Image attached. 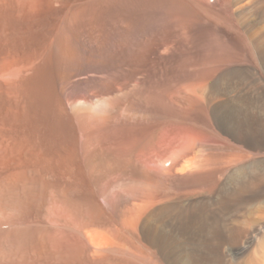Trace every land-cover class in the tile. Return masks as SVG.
Wrapping results in <instances>:
<instances>
[{
    "label": "rangeland",
    "instance_id": "1",
    "mask_svg": "<svg viewBox=\"0 0 264 264\" xmlns=\"http://www.w3.org/2000/svg\"><path fill=\"white\" fill-rule=\"evenodd\" d=\"M23 1H24V3H22ZM42 1L43 0H0V37L5 36V38L3 37L4 38L3 40L7 39V37H8V39L11 37L9 39L10 42L7 39V43L9 42L8 44L6 43V40H5V42H3V40H1V38H0V41H1L0 42V59L2 57L1 54L3 55L4 52H6L8 54L11 53L10 55H12V57L14 56V58H15L17 56L15 59H13L15 62L14 67H12L13 69H15L16 67H17L16 69H19L18 67H20L22 64H24V66H21L22 68H20L18 70V72L16 71V73H14L15 77L17 74V77L13 78V81H14L13 83L15 85L14 91L16 93V95H15L16 98H12L13 101H11L9 99V101H10L9 102L7 100V95L2 94L3 89L0 86V89H1L0 90V93H1L0 94V105H1L0 106V112L2 113V114L0 113V117L3 118L4 115H8V116H4V117H6L4 119L0 118L1 119L0 123H2V124H0V132L4 131V132L0 133V141L2 142V146H3L4 142H5V144L7 143L6 147H5V145L3 147L0 146V147H2V148H0L1 149L0 150V152H1L0 153V179L2 178L0 180V190H1L0 194H1V192L3 193L0 195V212H1L0 213V246H1L0 247V264H34V263L35 264H86L87 262H88V264H92V263L93 264H145V263L150 264V262H153V264H169L167 262V260L165 261V257H164V249L168 245V242L170 239L168 229L164 230L163 237H161L159 240H155L154 238L153 239L148 238V237L146 238L145 237L146 235L143 234V232H142L143 227H141L144 223L145 217H147V215L151 211H154L155 207H157L158 204L160 202H162V200H165V199H168V200L171 199L172 200L171 201L172 203L170 204L172 209L169 212L168 218H170V219L168 221H171V219H173V217L174 218L176 217L175 219L180 218L181 215L183 214V212L187 211L188 208H190L191 206H195L197 204H203L202 207L203 208L205 207V211H206L207 215L209 213H213V212L217 213L218 212V213H220V216L226 220L225 226L224 227L222 226L224 230L223 229L221 231L213 230L212 232L207 233V236L204 237L206 242L203 241L201 243V247L203 249L205 248V249L210 251L209 258L204 262L202 260H201L202 262L196 260L194 264H203V263L204 264H241L242 262L245 263L246 260H248V258L250 257V255L252 256V254H254L260 250L261 243H263V240H264V228H263L264 227V213H263L264 210L261 211L264 208V200L262 201V199L264 198V178L261 179V177H264V173H263L264 172V101H261L260 102L261 104H259V105H257V103L255 101H253V99H255L254 98L255 97L254 91L257 89V86H259V84H260L259 89L264 92V53L262 52L261 46H260V44L262 45V43L264 42V34H263L264 33V30H263L264 29L263 28L264 27L263 26L264 25V23H263L264 22V0H254V1L253 0H238V1L237 0H186V1L182 0L185 2L186 5L184 4V2H181L180 0H176L177 3H178V1L180 3H178L177 6L174 5V7H173V4H171V2L166 3L165 0H141V1L140 0H136V1L132 0L133 2L131 0H118V1H116V0L115 1H112V0H105V1L104 0H53V1L52 0H44L43 2L47 1V2H45L46 4L44 3V5H43ZM126 1H128V3H126ZM151 1H152V3H151ZM129 2H130V4H129ZM139 2H141V3H139ZM145 2L147 3V5L145 4ZM246 2H250L249 5ZM259 3H260V5H259ZM144 4L146 5V7ZM169 5L172 7L173 10L171 9V7ZM180 6L183 7V9H180L181 8ZM78 10H81V12H80L79 16L76 17V15L79 12ZM76 12H77V14H76ZM178 14L180 17L178 16ZM153 15H154V17H153ZM173 20H175V21H173ZM17 22L19 24H17ZM155 24L157 25L156 27H155ZM13 26H14V28H13ZM144 26H145V28H144ZM15 28H17V29H15ZM11 31H12V34H10ZM98 31H99V33H98ZM143 31H145V32H143ZM8 32H9V36H8ZM6 33H7V37H6ZM2 34H4V35H2ZM61 36H64L66 38V40L68 42L69 49H70L69 54H71V55H69L70 58H68V60H67V61H69L68 62L69 67L67 68V70L65 72L66 75L69 74L65 79L66 81L64 80L65 83L67 84L66 86H70L71 83L72 84L76 83L75 81H77L78 79L81 78V76H79V72H81V71H85V72H92L93 71L95 73L94 74L92 72L93 76L90 77L88 82L84 83V82H79V80H78L76 84H78V86H81V87H84L86 85L88 87L91 86V88L90 87L88 88L87 86L84 87L85 92L90 89L89 92H86V94H85L86 99L94 98L96 94L98 96H100L101 99L99 97H97V95H96V98L97 99L99 98L101 100V103H100V101H98L99 99L97 100L98 103L95 100L91 106L92 111H90V112L93 115L94 114L93 108L97 106L96 108L98 109V111H100V113H102L101 115L104 114L106 116V120H105L104 125H101V126H103V128L104 127L106 128L107 123H108V127L109 126L117 127L118 125H119L118 127L123 126L120 123L124 119V116L126 115V114L124 115L123 110H126L130 106V104L135 101V99L138 96H141V105L143 107H147L149 105V107H148L149 110L153 111V112L149 111L150 113H148L147 117L145 118V122H144L145 125H149V123H147V122H150V123L151 122H153V123L157 122L156 123L157 125H158V123L161 125L163 120H164L163 124H165V123L169 124L170 120H173V119L176 120V122H177L176 123L173 120L174 121V123L172 124L173 126L172 127L170 126V128H171L170 132H172V133H169V137L166 138L165 144L162 142L158 147V150L161 149V150H159V152L160 151L161 152L166 151V153H167L166 157H167V159H169L168 161H171L174 159V157H176L174 159L175 161H173V162L167 161V164H168L167 167L168 168H166V169H170L172 167L170 170H167V171H169V173L166 172V169H165V172L163 174L156 172L155 170L157 168V164H155V163L145 162V163L140 164V166H139L138 165L139 160L142 159L141 156L138 157V161L135 157L128 158L126 160V162L123 165H121V167L119 168L120 174H128V172H125V169H127V170L129 169V172L132 173L133 176H136V178L139 179L140 182H146L149 185V186H145L142 188L138 187V189L135 191V193L127 194V196L123 199V201H124L123 203L126 205L125 206L123 204L124 205L123 209L121 206H116L114 204H110L113 202H111V200H109V198H107L108 199L107 200L106 196L99 194L98 185L91 178L87 179L84 177L85 183H82L79 185L76 184L75 186H77V187H75L74 183L70 181V180H72V178L74 176H77L80 174H81L80 176L89 175L90 169H89L88 165L85 164V158H83L81 155L84 137L81 136V133L79 132L78 128H74V126H77V123H76L77 121H76V119H73L74 116L71 117L70 106L69 105H68L69 107L67 106L68 99H67V97L62 95V92H61L63 87H62V82L60 81L61 78H60L59 73H58L59 68H58V65L56 63V48H57L56 46L58 45V42H59ZM14 43L16 45H14ZM12 44L15 46V48L12 47L13 46ZM6 46H10L11 49L14 48V51L16 49V53L12 54V53H14V51L10 52L12 50L9 51L10 48L9 47L6 48ZM16 46H18L19 48ZM165 50H168V53ZM164 53H166V54H164ZM23 54H26L28 56V59H26L27 56L23 55ZM18 56L21 58V60H23L22 64L20 63L21 60ZM21 56H25V57H21ZM17 58H19V59H17ZM17 60H19L18 64H20V65L16 64ZM24 60H25V63H24ZM26 65L27 66L29 65L28 70L27 69L25 70V68L27 67ZM34 65L39 70L37 72V74H39L41 81H43V85H42L43 94H41L40 97H44V91L46 90L45 94L49 96V100H52L53 97H55V98H53L54 101L57 99L58 100L60 99L61 102L63 103L62 106L65 109L64 112H65L66 117L64 120L66 122V125L69 124L70 127L72 126L74 128V129L72 128V131H70L71 134L69 133L68 140H67L68 143L65 142V140H64L60 144L61 147L59 145L58 148L54 145L53 146L49 145L50 147L49 146H43V139L40 138L41 136L39 137V135L36 136V138H35L36 139L35 141H37V143H38V145L36 147L37 151H36V149L34 150L33 148H31V144L28 143L29 141L34 140V136L30 132V130H35L36 128H39V127L43 128V126H41V125H43V124L46 125V123H45L46 121H44V118L47 117V115H48L47 112H49V111H45L46 110V104L45 103H47V98L45 100L43 99L42 101L41 100L37 101L38 108H37V111L35 113H31V112H33L32 110L30 112H26V108H24L25 106H23V105H25V103H24L23 99H21L22 94H21L20 90L18 92V89L23 88L24 83L22 82V84H21V81H22L21 77L23 76V73L25 75L27 73L25 71H29L31 69V67ZM0 68H1V65H0ZM86 68L87 69L89 68L88 70H90V71H88ZM21 69H24V72H22L23 70H21ZM18 73H20V75ZM76 74H78V75H76ZM8 75H9V73L7 71L5 73L0 74V81H2V82H0L1 85L3 82L4 83L7 82V79H9ZM5 76L7 78H5ZM76 76H79L80 78L76 77ZM227 77H229L231 80H228ZM94 78H95V80L97 79L96 82L98 84H96V82L94 81ZM135 78H136V80H135ZM247 78L249 79L248 80L249 83H247L248 82ZM17 79L20 82H18ZM137 79L138 80L141 79V81H143V82H142V86H140V88L135 92L136 94L135 93L129 94V92H128L123 98H121L119 96L120 94L115 92L119 88L121 89L122 86L124 87L126 85V87H129V85L132 82H134V80L137 81ZM226 80L232 82L230 90H226L225 86L230 85L229 84L230 82H227ZM223 82L225 83V85ZM4 83H3V85H4ZM17 83H20V84L17 85ZM79 83H81V85ZM90 83H92V84H90ZM160 83H161V85H160ZM177 83L178 84L179 83H185L184 85H186L187 91H188V89L191 90V91H188V93L190 92L189 96L187 95L188 93L186 91L185 95L188 96L187 99L183 98L184 96L176 98L177 100L173 99L172 100V103H173L172 107L174 109L173 110H167V112H165V114L162 115V117H161V114L158 113V110H156L155 108H152V107H154L156 105V100L159 96L161 97L162 95L167 93L168 90L175 87ZM45 84H47V85H45ZM99 84H100V86H99ZM20 85H22L21 86L22 88L20 87ZM96 85H98V87ZM100 87H101V89H100ZM96 88H98V89H96ZM212 88L214 90H216L218 88V90L221 91V93L223 94L224 97L225 96L226 97H237L244 102L242 109H239V113H238L237 118L235 119V121H233L229 124V126L226 130H223L221 125H219L215 119V113L218 110L217 108H218L219 104L218 103L214 104L211 100V94H212L211 92L214 91ZM246 89H249V90H246ZM16 90L19 94L16 92ZM208 90H210L211 92ZM94 91L95 92L97 91V92L95 93ZM246 91H247V93H246ZM51 92H53V93H51ZM55 92H57V94ZM143 92L145 93V95ZM206 92L208 95L210 93L209 97L207 94H205ZM103 93H104V96L102 95ZM52 94H53V96H52ZM137 94H138V96H137ZM230 94H231V96H230ZM114 95L115 96L117 95V97H115ZM199 95H201V97H199ZM202 95H204V96H202ZM17 96H19L20 98ZM110 98H112V100ZM180 98H181V100H180ZM2 99H3V101H2ZM121 99H123V100H121ZM194 99H197L198 101L194 100ZM4 100L6 101L5 103H4ZM113 100H116V101L114 102ZM16 101H17V103H16ZM104 101H105V103H103ZM175 101L176 102L178 101L179 105ZM95 102L97 103L96 106H95ZM185 103H187V104L185 105ZM209 103H210V105H209ZM6 104H8V105H6ZM115 104H118V106ZM121 104H123V105H121ZM98 105L101 107V109H100V107H98ZM102 105H103V107H102ZM126 105H128V107ZM220 105H221V102H220ZM8 106H9V108L11 107L10 110H9V108L7 109ZM2 107H3V109H1ZM18 107H19V109H18ZM104 107L106 109H103ZM116 107L119 108L120 110L117 109V111H113V110H116V109H114ZM120 107H123V108H120ZM177 108H179V110ZM107 109H108V111H107ZM18 110H20L19 111L20 114L17 112ZM104 110H106V111H104ZM68 111H69V113H68ZM180 111L182 112V114ZM3 112H4V114H3ZM10 112H11V114H10ZM23 112H26V113H23ZM171 113H173V114H171ZM26 114H28V115H26ZM140 114L141 113H138V115H137V113H135L137 119L142 117ZM143 114H145V113H143ZM154 114H156V116H153ZM202 114H203V116H202ZM170 115L172 118L170 117ZM177 115H178V117H177ZM163 116H164V118H163ZM33 117L35 119H37V121ZM165 117H167V118H165ZM174 117H176V118H174ZM179 117H181V118H179ZM208 117H209V119H208ZM39 118H41V119H39ZM156 118H157V120H156ZM162 118H163V120H162ZM192 118H193V120L195 119L194 121L196 123L194 121H192ZM30 119H33V121ZM180 119H182L183 122H180ZM7 120H8V122H7ZM41 120H42V122H41ZM23 121H24V125H23ZM34 121L36 124L34 123ZM193 122H194V124H193ZM185 123H187V124H185ZM8 124H9V126H8ZM181 124H182V126H185V125L186 126L183 128L182 126H180ZM128 125L131 127V126H136L138 124L135 122H132ZM128 125H126V126H128ZM197 125L199 126V128L197 127ZM191 126H193V127H191ZM20 127H21V129H20ZM28 127L30 129H28ZM24 128L26 130H24ZM103 128H101V129H103ZM185 128H187V129H185ZM194 128H195V130H194ZM232 128H233V130H232ZM5 129L7 131V134H6ZM22 129L25 132H22L23 131ZM199 129L204 130V131H201ZM15 132H16V134H15ZM17 132L18 133L22 132V133L18 134ZM27 132H29V133H27ZM62 133L63 134L65 133L64 135H66V134L68 135V132H66V131L62 132ZM173 133H175V134H173ZM14 134H15V136H14ZM206 134H207V136H206ZM212 134H214V136H212ZM223 134H224V136H223ZM5 135H7L6 137H8V136L11 137L12 141H11V139H9V137L8 138L3 137ZM215 135L217 138H214ZM23 136H25V138ZM226 136H228L229 138ZM16 137L17 138L20 137V139H19L20 143L18 142ZM21 137H23V138H21ZM2 138H3V140H2ZM14 138H15V140H14ZM21 139H22V144H25V146L21 144ZM38 139H39V141H38ZM23 140H24V143H23ZM167 141H168V143H167ZM180 141L181 142L183 141L182 144L178 143ZM207 142H209V144ZM69 143H70L71 148L68 147ZM14 144H17V145L14 146ZM20 144L23 146L22 148H20L21 147ZM29 144H30V146H29ZM200 144L202 147L205 146L207 148L209 145H211L214 150L219 149L218 151L214 152L215 154H216V152L221 151V152H219V154L218 153L216 155L213 154L214 156L210 155L211 158L214 157V161L212 163H213V166H216L217 168L212 166L214 169L212 168V170L208 172L209 174L203 173L202 176H206V179H208V180L205 181L204 180L205 177L199 178L196 175V177L198 178L197 179L194 176V174H192L193 178L191 177L192 178L191 179L190 178L191 175L189 173L190 169H187L186 171H184L183 173H185L189 170L186 174H181L180 177H179V175H176L175 172L177 173V171H175V169H176L175 165L179 162V161H176V159L177 160L180 159V161H182V163H183V161H186V158H188V155L190 157L192 156V154H193L192 157L195 156L194 158H192V157L188 158V160H191V159H195L196 155L198 157V156H201V154L203 155L206 153L207 149L205 147H203V149H201L202 147L200 146ZM205 144H207V146ZM0 145H1V143H0ZM174 145L176 146L177 150L174 149V147H175ZM179 145L181 148L179 147ZM223 145H224V147H223ZM8 146H10V147H8ZM39 146H41L42 148L41 147L39 148ZM213 146H215L216 148ZM219 146L221 148L222 147L223 148L221 149ZM11 147H16V150H15V148L13 149L15 151L11 150L12 149ZM24 147H25V149H23ZM26 147H28V148H26ZM44 148H46L47 150ZM178 148H180V149H178ZM226 148H228V150ZM61 149H62V151H61ZM168 149H170V150L168 151ZM172 149H174V151ZM4 150H6V151H4ZM30 150H32V151L30 152ZM178 150H182V151H178ZM224 150L226 152H223ZM12 151H13V153H10ZM35 151L36 152L39 151V152L36 153ZM47 151H49L50 153ZM200 151L205 152V153H201ZM33 152H35L36 155ZM40 152H42L41 154L45 155V156L41 157ZM43 152L45 154H43ZM198 152H200V153L198 154ZM236 152H237V154H236ZM24 153H26V154H24ZM46 153H48V154H46ZM177 153L178 154L180 153V154L178 155ZM184 153H185V155H184ZM220 153H224V154H221V157L224 155L223 158L220 157V160L222 159L224 166L222 165L223 163L222 162L219 163L220 160H218ZM243 153L246 154V156L242 155ZM170 154H174V155L172 156ZM176 154H177V156H176ZM226 154H228V155L230 154V156L228 157V155H226ZM28 155H30V156H28ZM168 155H169V157H168ZM181 155H182V157H179ZM217 155H218V159L216 157ZM231 155L234 156V158ZM47 156H49L50 160H51L50 168L49 167L45 168V166H42L43 167L42 168L40 166V164L44 161L42 158L45 159ZM38 157H40V159H38V162L41 160L39 163L36 161V159ZM170 157H173V158L171 159ZM230 157H232V158H230ZM184 158H185V160H184ZM211 158H210V160H212ZM242 158L243 159L247 158V160H245L246 163L244 166H243L244 160H242ZM30 159H31V161H30ZM33 159L35 161H33ZM235 159H237L238 163L240 162L237 167L235 166V165H237L236 164L237 162L235 161ZM239 159H241V161H239ZM17 160L22 163L23 168L20 165L21 163H19ZM22 160L25 161V164L27 163L26 166L31 165L33 162H35V163H33L35 166L32 164V166H28L29 167V169H28V167H25ZM223 160H225V162ZM228 160L230 162L232 160V163H230ZM261 160L263 161V163ZM127 161L129 163V165H128ZM252 161L253 162L255 161V163L252 164ZM260 161L263 164V166L260 163ZM36 162H37V164H36ZM217 162H218V164H217ZM227 162L229 165L230 164L232 165L233 163L235 164V165L233 164L235 167H232V169L230 168V170H229L230 172L227 170L229 168V166H227L228 165ZM247 162L249 164H247ZM170 163H171V165H170ZM15 164L18 167H15ZM125 165H126V167H124ZM218 165H220V168ZM127 166H129V167H127ZM169 166H170V168H169ZM222 166L225 168H223ZM11 167H13L12 168L13 170L15 168H16L15 170L20 168V169H18L20 171H22V170L25 171V169L30 170V167H32V168L35 167L36 169H33V170L36 171V173H38V175H39L38 177L40 178V182L42 183V186H39V184L37 185V183H36V184H33L35 186L34 188H32V187L31 188H24L25 190L23 188H21V189L19 188L17 190V192L15 194H13V197L10 195H7V193H4V192H7L6 191L7 190L6 184L7 183H5L6 180L3 181V179L5 177H7V174H10V172H12ZM24 167H25V169H24ZM123 167H124V169H123ZM189 168H191V167H189ZM215 168L217 170L219 168V172ZM245 168H246V170H245ZM250 168H252V172L247 171ZM261 168H262V170H261ZM52 170L55 171V172L54 171L53 172H54V174L56 173V175H52L53 174ZM243 170L245 172L241 173V171H243ZM260 170H261V172H259ZM212 172H214V173H212ZM238 172L241 173L243 176V177L242 176L239 177V180L241 182L239 181L238 183H236L237 185L235 184L234 186L228 188L225 191L222 190V192L219 189H215L214 192H211L212 196L210 195L208 188L211 185H217V186H218V184L222 185L223 181L226 177L238 176L239 175ZM247 172H248V174L250 173V176L245 178L247 176L245 173H247ZM41 173L44 175H42ZM227 173H229V174H227ZM234 173L235 174L237 173V174L233 175ZM259 173H261V174H259ZM207 174H208L209 178H207ZM218 174H219V176L221 175L220 177H222V176H225V177L219 178ZM225 174H227V175H225ZM40 176L41 177L43 176V177L41 178ZM183 176L185 177V179H188L189 182L187 180H185L184 178H183L184 181H183V179L181 180V178ZM186 176H187V178H186ZM214 176H216L217 178ZM54 177H55V180H54ZM189 178H190V180H189ZM212 178H213V180H212ZM196 179L199 180V181H197L198 183H194V182H196ZM201 179H203V180L201 181ZM215 179H217V180H215ZM253 179L256 181L253 182L252 181ZM150 181H152V182L150 183ZM185 181H186V183H185ZM208 181L211 183H209ZM213 181L219 182V183H214ZM46 182H48V183H46ZM53 182L60 186L59 195L63 194V196H64V197L59 196L60 198L63 197L62 199L69 200L70 198H72L74 191H75L74 196L77 195L78 198L87 199V204L89 203L87 215L89 216L90 214H93V215H90L91 217L90 216L86 217V219L88 220V223L90 225L94 224L91 226H95V227H98L99 225L103 226L104 227L103 230L107 229L104 232L105 234L102 232L103 231L102 230L100 238L97 241H95L96 243H99V245L97 244V246H95L94 244H96V243L93 242L92 240H91L92 241L91 242L90 239L87 236L84 237V235L80 237L81 239H79V241L81 243L76 242V244L80 245L83 243V244H85V247L87 246V249L84 248V246H82V245H81L82 247L78 246V245L75 246L74 241H71V243H69L70 241H67L68 244H66V241H65L63 243L60 242L61 245H60V243H58L60 245V246L59 245L58 246L62 251L59 250V248L57 247V243L56 244L54 243L50 247V249L45 251V249L42 247V245L37 243L38 241H37L36 237L38 236L37 235L38 232H42V231H46V230L48 231L49 229H50L49 232L51 231V229L53 230L51 232H54L55 229H56V231L61 229L60 232L59 231H57V232L58 233H63V232L67 233L66 230L67 229L70 230L71 227H72V229L70 230V232L75 231V228L73 229V227H74L73 223L70 222L72 220V218L70 220L68 219L69 221L67 219H64L65 221L63 219H61V221L50 220V219H47L48 221L46 220V218H48V217H47V214L45 212V211H47V209H45V208H48V202L47 201L49 200V189H47V190H45V189L48 188L49 184L53 183ZM67 182L69 184H67ZM190 182H192V184ZM61 183H63V184H61ZM187 183L188 184L190 183V184L188 185ZM46 184H48V185H46ZM84 184H85V186H87V189H86V187H85V189L89 190V191H86L84 189V186H83ZM90 184H91V186H90ZM2 185L4 186L5 189L3 188ZM18 185H21V183ZM43 185H44V187H43ZM62 185H64V186H62ZM80 185L83 186V188H82V186L80 188L82 190L79 191L80 196H81V192L83 193V195L81 197H79V195L76 194L77 191H76V189H74V188L79 189L78 187H80ZM204 185L206 187H204ZM36 187H37V189H36ZM39 187H40V189H39ZM65 187L66 188L70 187V188H68L66 190ZM174 187L176 188V191L180 194H177L175 189L173 190ZM186 187H189L190 189L187 188V189H189V190H187ZM201 187H203L204 189ZM42 188H45V189H42ZM184 188H185V190H184ZM192 188L193 189H195V188L199 189V192L195 193V191ZM251 188L253 191L251 190ZM22 189L24 192L22 191ZM63 189L66 192L63 191ZM70 189H71V192H70ZM205 189L206 190L208 189L207 192ZM31 190H33L32 193H31ZM40 190L42 192H40ZM90 190L94 193L95 198L93 197V193ZM190 190H191V192H190ZM47 191H48V193H46ZM200 191H202V194H204V192H205V194L202 195ZM43 192H44V194H43ZM192 192H194V193L191 194ZM65 193H67V195H69L70 193L71 194L68 197H65L66 196ZM187 193H189V194H187ZM207 194H209V196ZM242 194H244V195H242ZM205 195H206L207 199L204 198ZM216 195H218V196H216ZM248 195H249V197H248ZM8 196L11 199L13 198L12 199L13 201L10 198L8 200H10L11 202L7 201ZM36 197H38V198H36ZM5 198H6V200H5ZM92 198H94L93 201H92ZM219 198H220V200H219ZM24 199H25V201H24ZM34 199L35 200L37 199V201H35ZM94 200H95V202H94ZM104 200H105V202H104ZM256 200L259 202H257ZM138 202H140V203H138ZM95 203H96V205H95ZM261 203H262V205H261ZM12 204H14V205H12ZM136 204L138 207L136 206ZM141 204H142V206H141ZM249 204H251V205L254 204V205H252V207L255 208L256 210L253 209L251 207V205L248 206ZM246 206H248V208H245ZM92 208H93V210H91ZM39 209L42 212H40ZM184 209H185V211H183ZM122 210H123V212H122ZM181 210H182V213L180 212ZM257 212H259V213H257ZM170 213H172V214H170ZM252 215H254V216H252ZM257 215L261 216V217L259 216L260 220H259V218L257 220V217H258ZM255 216H256V219L254 218ZM251 217H252V220L247 221V219H250ZM253 219H254V222H252ZM49 220H50V224H49ZM249 221H251V222H249ZM1 222H3V223H1ZM52 222L54 223V225H52L53 224ZM98 222H100V223H98ZM55 223H56V226H55ZM237 223H239V224H237ZM240 223L241 224L244 223L245 226L243 224L241 225ZM1 224H3V225H1ZM96 224H98V225H96ZM70 225H72V226H70ZM44 227H46V228H44ZM68 227H70V228H68ZM243 227H245V228H243ZM30 229H31V231H30ZM109 229H112L113 233ZM255 230H256V232H255ZM11 231H13V232H11ZM15 231L16 232H18V231H25V232L30 231V232L29 233L27 232L28 237H27V233L22 234V237H21V234L18 235V233H16ZM31 232L33 234H30ZM108 232L110 234H106ZM114 232H116L118 235ZM11 234H13V235H11ZM16 234L18 236H15ZM209 234H210V236H209ZM104 235H105V237H106V235H109V237H107L105 239ZM110 235L112 238L111 241H109ZM113 235H115V236H113ZM248 235H253V236L250 237ZM140 237L142 240L140 239ZM209 237L211 238V240ZM247 237H249L251 239H249ZM2 238L4 240H2ZM18 238L19 239L21 238V242L19 241ZM101 238H104V239L102 240ZM260 238L261 239L263 238L262 241L260 240L261 242L259 241ZM8 239H10L9 242H8ZM26 240H28V242L30 244ZM105 240H106V242H105ZM115 240L121 241V243L123 240L122 244L124 247H127V249L135 248L136 249L135 252H138V254H136V253L128 254L132 258H130L128 256L122 257L119 255L117 257H116V255H114V257L111 258L113 256L112 251H111L112 246L117 244L116 242L113 243ZM243 240H244V242H243ZM86 241L88 243L89 242L90 243L89 244L87 243V245H86ZM98 241H101V243H102V241H104V243L100 244V242H98ZM124 241H125V243H124ZM153 241H155V243ZM258 241H259V244H258ZM215 242H217V243H215ZM121 243L118 242V244H121ZM222 243H223V246H222ZM237 243H238V245H237ZM25 244H27V245H25ZM34 244H36L37 246ZM69 244L72 246H70ZM143 244H145V245L147 244L146 245L147 247ZM14 245L15 246L17 245V246L15 247ZM62 245H63V247H62ZM128 245L130 248L128 247ZM148 245L151 247H149ZM22 246H23V248H22ZM120 246H122V245H120ZM24 247H25V249H24ZM76 247H78V248H76ZM136 247H138V248H136ZM237 247H238V249H237ZM62 248L65 250H63ZM91 248L92 249L95 248L96 250L94 251V249L92 250ZM145 248H147V249H145ZM214 248L216 250H214ZM232 248H234V249L232 250ZM20 249L23 251H21ZM251 249H252V251H250ZM4 250H5V252H4ZM109 250H110V252H109ZM82 251H84V252H82ZM220 251H221L222 255L220 254ZM72 252H73V254H72ZM88 252H89V254H90V252L93 254H95V252H96L97 253V255L95 254L96 256H98V254H100L98 256L100 258V260L98 257H95V255H94V257H93L94 259L93 260L90 259L91 260L90 261L89 259L86 258V256L88 255ZM139 252L142 253L143 255H140ZM16 253H18V254H16ZM25 253H27V254H25ZM102 253L105 256L102 255ZM106 253H111L112 256H111V254L109 255ZM213 254H215L217 256L220 255L222 258L220 256H218V258H217V256L214 257L215 255H213ZM106 255H108L109 257L108 256L106 257ZM144 255L146 256V258ZM142 256H144V257H142ZM133 257L135 260L133 259ZM144 258L147 260L145 261ZM194 258H196V256H194ZM226 258L229 259V261H227ZM218 259H220L221 261ZM139 261L140 262L142 261V262L139 263ZM217 261H219V262H217ZM101 262H103V263H101ZM244 263H242V264H244Z\"/></svg>",
    "mask_w": 264,
    "mask_h": 264
},
{
    "label": "bare ground",
    "instance_id": "2",
    "mask_svg": "<svg viewBox=\"0 0 264 264\" xmlns=\"http://www.w3.org/2000/svg\"><path fill=\"white\" fill-rule=\"evenodd\" d=\"M44 1V0H43ZM42 1V2H43ZM53 1V0H52ZM105 1V0H104ZM112 1H115V0H112ZM116 1H118V0H116ZM132 1V0H131ZM134 1V0H133ZM132 1V2H133ZM136 1V0H135ZM141 1V0H140ZM166 1V3H170L171 2V4H173V7H174V5L175 6H177V4L178 3H180L179 1H178V3H177V1L176 0H165ZM181 2H184V1H186V0H184V1H182V0H180ZM238 1V0H237ZM254 1V0H253ZM8 2V1H7ZM45 2H47V1H45ZM45 2H43V5H44V3ZM123 2V1H122ZM131 2V3H132ZM162 2V1H161ZM243 2V1H242ZM22 3H24V1L22 2ZM53 3V2H52ZM116 3V2H115ZM125 3V2H124ZM126 3H128V1H126ZM137 3V2H136ZM139 3H141V2H139ZM151 3H152V1H151ZM150 3V4H151ZM240 3V2H239ZM248 5H249V3L250 2H246ZM21 4V3H20ZM46 4V3H45ZM48 4V3H47ZM55 4V3H54ZM76 4V3H75ZM129 4H130V2H129ZM145 4L147 5V3L145 2ZM144 4V5H145ZM163 4V3H162ZM161 4V5H162ZM184 4H185V2H184ZM77 5V4H76ZM112 5V4H111ZM140 5V4H139ZM138 5V6H139ZM146 5H145V7H146ZM180 5V4H179ZM186 5V4H185ZM259 5H260V3H259ZM54 6V5H53ZM137 6V5H136ZM150 6V5H149ZM170 6V5H169ZM245 6V5H244ZM243 6V7H244ZM12 7V6H11ZM20 7V6H19ZM45 7V6H44ZM130 7V6H129ZM135 7V6H134ZM162 7V6H161ZM171 7V6H170ZM181 7V6H180ZM132 8V7H131ZM137 8V7H136ZM139 8V7H138ZM157 8V7H156ZM176 8V7H175ZM174 8V9H175ZM247 8V7H246ZM171 9H172V7H171ZM179 9V8H178ZM180 9H183V7H181ZM199 9V8H198ZM248 9V8H247ZM173 10V9H172ZM200 10V9H199ZM79 11V12H78ZM77 12H78V14H77V12H76V17H78L79 16V14H80V12H81V10H78ZM249 11V10H248ZM172 12V11H171ZM122 13V12H121ZM251 13V12H250ZM11 14V13H10ZM254 15V14H253ZM178 16H179V14H178ZM153 17H154V15H153ZM157 17V16H156ZM177 17V16H176ZM180 17V16H179ZM262 17V16H261ZM15 18V17H14ZM165 18V17H164ZM258 18V17H257ZM148 19V18H147ZM152 19V18H151ZM263 20V19H262ZM17 21V20H16ZM154 21V20H153ZM169 21V20H168ZM173 21H175V20H173ZM261 21V20H260ZM69 22V21H68ZM150 22V21H149ZM13 23V22H12ZM15 23V22H14ZM45 23V22H44ZM156 23V22H155ZM164 23V22H163ZM171 23V22H170ZM178 23V22H177ZM264 23V22H263ZM17 24H19L18 22H17ZM92 24V23H91ZM95 24V23H94ZM14 25V24H13ZM151 25V24H150ZM165 25V24H164ZM167 25V24H166ZM89 26V25H88ZM121 26V25H120ZM153 26V25H152ZM157 25L155 24V27H156ZM264 26V25H263ZM98 27V26H97ZM105 27V26H104ZM13 28H14V26H13ZM12 28V29H13ZM89 28V27H88ZM144 28H145V26H144ZM264 28V27H263ZM15 29H17V28H15ZM91 29V28H90ZM102 29V28H101ZM129 29V28H128ZM149 29V28H148ZM154 29V28H153ZM14 30V29H13ZM26 30V29H25ZM92 30V29H91ZM130 30V29H129ZM264 30V29H263ZM89 31V30H88ZM107 31V30H106ZM14 32V31H13ZM101 32V31H100ZM143 32H145V31H143ZM63 33V32H62ZM98 33H99V31H98ZM102 33V32H101ZM5 34V33H4ZM4 34H2V35H4ZM10 34H12V31H11V33ZM133 34V33H132ZM264 34V33H263ZM69 35V34H68ZM96 35V34H95ZM98 35V34H97ZM8 36H9V32H8ZM17 36V35H16ZM74 36V35H73ZM92 36V35H91ZM4 38H5V36H3ZM3 37H0L1 38V40H3L4 38ZM6 37H7V33H6ZM13 37V36H12ZM19 37V36H18ZM94 37V36H93ZM97 37V36H96ZM102 37V36H101ZM11 38V37H10ZM9 38V39H10ZM15 38V37H14ZM7 39H8V37H7ZM7 39H5L6 40V43H7ZM8 39V40H9ZM16 39V38H15ZM5 40H3V42H5ZM12 40V39H11ZM17 40V39H16ZM15 40V41H16ZM94 40V39H93ZM97 40V39H96ZM176 40V39H175ZM1 42V41H0ZM9 42H10V40H9ZM8 42V43H9ZM20 42V41H19ZM174 42V41H173ZM7 43V44H8ZM171 43V42H170ZM6 44V45H7ZM41 44V43H40ZM13 45V44H12ZM14 45H16L15 43H14ZM12 46V47H14L15 48V46ZM20 46V45H19ZM171 46V45H170ZM260 46H261V50H262V52L264 53V42L262 43V45L260 44ZM7 47H9L10 48V46H6V48ZM16 47H18V46H16ZM57 48H56V63H57V65H58V68H59V76H60V78H61V82H62V90H61V92H62V95H64L65 97H67V99H68V104H67V106L69 105L70 106V114H71V117L72 116H74V118L73 119H76V123H77V126H74V128H78V130H79V132L81 133V136L82 137H84V140H83V148H82V152H81V155H82V157L83 158H85V164H87L88 165V167H89V169H90V172H89V175H84V176H80V175H77V176H74L73 178H72V180H70L71 182H73L74 183V186L76 185V184H82V183H85V181H84V177L85 178H91L93 181H95L96 183H97V185H98V192H99V194H102V195H104V196H106V199L107 198H109V200H111V202H113V203H110V204H114V205H116V206H121L122 207V209H123V206L125 205L123 202V199L127 196V194H131V193H135V191L138 189V187L140 188H142V187H145V186H149L148 185V183H146V182H140L139 181V179H137L136 178V176H133V174L132 173H130L129 172V169L127 170V169H125V172H128V174H120V172H119V168L121 167V165H123L125 162H126V160L128 159V158H130V157H135L136 159H137V161H138V157H142V159H140L139 160V166H140V164H142V163H145V162H150V163H155V164H157V168H156V172H159L160 174L162 173H164L165 172V169L166 168H168L167 166H168V164H167V161L169 160V159H167V157H166V151H164V152H159V150H161V149H159L158 150V147H159V145L163 142L164 144H165V140H166V138H168L169 137V133H172V132H170V130H171V128H170V126L172 127L173 125V123H174V121L176 122V120H170V123L169 124H163V122H164V120H163V118H164V116H163V118H162V120H163V122H162V124L160 125L159 123H158V125L156 124V123H153V122H147V123H149V125H145L144 124V122H145V118L147 117V115H148V113H150V112H153V111H151V110H149V105L147 106V107H143L142 105H141V96H138V94H137V98L135 99V101L134 102H132L131 104H130V106L128 107V105H126L128 108L126 109V110H123L124 112V119L120 122L121 123V125H123V126H120V127H113V126H109L108 127V123H107V126H106V128L104 129L103 128V126H101V125H104V123H105V120H106V116L103 114V115H101L102 113H100V111H98V109L96 108L97 106V103H98V101H100V103H101V98H100V96H98L97 94V97H99L98 99L96 98V95H95V97L94 98H89V99H86L85 98V94H86V92H89V90L88 91H86L85 92V89H84V87H86V86H84V87H81V86H78V84H76L77 83V81L79 80V82H88L89 81V79H90V77H92L93 75H92V72H85V71H81V72H79V76H81V78L79 77V76H76V77H79L80 79H78L77 81H75L73 78V80L76 82V83H71L70 84V86H66L67 84L65 83V79H66V77L69 75H66L65 74V72H66V70H67V68L69 67L68 66V62L69 61H67L68 60V58H70L69 57V55H71V54H69V46H68V42H67V40H66V38L64 37V36H61V38H60V40H59V42H58V45L56 46ZM14 48H10L9 49V51L10 50H12V51H10V52H13L14 51ZM19 48V47H18ZM167 49V48H166ZM8 51V50H7ZM165 51H167V53H168V50H165ZM164 52V51H163ZM16 53V49H15V51H14V53H12V54H15ZM11 53H6V52H4L3 53V55L1 54V59H0V65H1V68H0V74H2V73H5L6 71L9 73V79H7V82L6 83H4V85H3V83H2V85L0 84V86L2 87V89H3V92H2V94L3 95H7V100L9 101V99L11 100V101H13L12 100V98H16L15 97V95H16V93H15V91H14V81H13V78L15 77V75H14V73H16V71L18 72V70L20 69V68H22L21 66H24V64H22V61L23 60H21V58H20V60H21V66L20 67H18L19 69H13L12 67H14V65H15V62H14V60L13 59H15L14 58V56L12 57V55H10ZM164 54H166V53H164ZM23 55H26V54H23ZM27 56V55H26ZM21 57H25V56H21ZM167 57V56H166ZM165 57V58H166ZM19 58H17V59H19ZM30 58V57H29ZM164 58V59H165ZM23 59V58H22ZM26 59H28V56H27V58ZM73 59V58H72ZM110 59V58H109ZM87 61V60H86ZM165 61V60H164ZM18 62H19V60H17V63L16 64H18ZM38 62V61H37ZM50 62V61H49ZM48 62V63H49ZM114 62V61H113ZM24 63H25V60H24ZM74 63V62H73ZM72 63V64H73ZM93 63V62H92ZM18 65H20V64H18ZM17 65V66H18ZM27 66V65H26ZM29 66V65H28ZM28 66L25 68V70L27 69L28 70ZM97 66V65H96ZM40 67V66H39ZM57 67V66H56ZM99 67V66H98ZM101 67V66H100ZM30 68V67H29ZM43 69V68H42ZM85 69V68H84ZM83 69V70H84ZM87 69V68H86ZM89 69V68H88ZM87 69V70H88ZM116 69V68H115ZM153 69V68H152ZM21 70H23L22 72H24V69H21ZM37 70V71H36ZM73 70V69H72ZM71 70V71H72ZM39 70L36 68V66L34 65V66H32L31 67V69L29 70V71H25V72H27L25 75H24V73H23V76L21 77V79H22V81H21V84H22V82L24 83L23 84V88L21 87L22 85H20V87L22 88V89H18V92H19V90H20V92H21V94H22V97H21V99H23V101H24V103H25V105H23V106H25L24 108H26V112H30L31 110L33 111V112H31V113H35L36 111H37V108H38V105H37V101H39V100H45L46 98H47V103H45L46 104V110L45 111H49V112H47V117H45L44 118V121H46L45 123H46V125H41L42 123V120H41V126H43V128H36L35 130H30V132L33 134V136H34V140H32V141H29L28 143H30L31 144V148H33L34 150L36 149V147H37V145H38V143H37V141H35L36 139V136H38L39 135V137L40 138H42L43 139V146H49V145H54V146H56L57 148L59 147V145L65 140V142H67V140H68V136H69V133L71 134V132L70 131H72V126L70 127L69 126V124H67L66 125V122H65V117H66V115H65V112H64V108H63V103L61 102V100L59 101L58 99L57 100H53V98H55V97H53L52 98V100H49V96L48 95H46L45 94V92H46V90L44 91V97H40L41 96V94H43V91H42V85H43V81H41V78H40V76H39V74H37V72H38ZM43 71V70H42ZM88 71H90V70H88ZM157 71V70H156ZM20 72V71H19ZM101 72V71H100ZM114 72V71H113ZM44 73V72H43ZM46 73V72H45ZM49 73V72H48ZM77 73V72H76ZM94 73V72H93ZM118 73V72H117ZM19 75H20V73H18ZM95 74V73H94ZM97 74V73H96ZM142 74V73H141ZM159 74V73H158ZM14 75V76H13ZM71 75V74H70ZM76 75H78V74H76ZM121 75V74H120ZM144 75V74H143ZM163 75V74H162ZM148 76V75H147ZM157 76V75H156ZM16 77H17V74H16ZM15 77V78H16ZM145 77V76H144ZM176 77V76H175ZM5 78H7L6 76H5ZM70 78V77H69ZM138 78V77H137ZM147 78V77H146ZM161 78V77H160ZM166 78V77H165ZM228 78V80H231L229 77H227ZM246 78V77H245ZM18 80V79H17ZM65 80V81H64ZM97 80V79H96ZM96 80H95V78H94V81L96 82ZM135 80H136V78H135ZM134 80V82H132L130 85H129V87H126V85L123 87L122 86V88L120 89H118L117 91H115V92H117V93H119L120 95V97L121 98H123L128 92H129V94H133V93H135L139 88H140V86H142V82L143 81H141V79L140 80H138L137 79V81H135ZM156 80V79H155ZM179 80V79H178ZM249 79L247 78V81H248ZM16 81V80H15ZM92 81V80H91ZM93 81V82H94ZM149 81V80H148ZM182 81V80H181ZM227 81V80H226ZM0 82H2V81H0ZM18 82H20L19 80H18ZM60 82V83H61ZM92 82V83H93ZM103 82V81H102ZM130 82V81H129ZM174 82V81H173ZM225 82V81H224ZM223 82V83H224ZM227 82H230L229 84L230 85H226L225 87H226V90H230L231 89V81H227ZM226 82V83H227ZM92 83H90V84H92ZM247 83H249V81L247 82ZM20 83H17V85H19ZM80 85H81V83H79ZM96 84H98L97 82H96ZM152 84V83H151ZM150 84V85H151ZM185 83H177L176 84V86L175 87H173L172 89H170V90H168V92L167 93H165L164 95H162L161 97L159 96L158 98H157V100H156V105L154 106V107H152V108H155L156 110H158V113L159 114H161V117H162V115H164L165 114V112H167V110H173L174 108L172 107V105H173V103H172V100L173 99H176V98H178V97H182V96H184L183 98H185V99H187L188 98V96H189V93H188V91H191V90H189L188 89V91H187V88H186V85H184ZM45 85H47V84H45ZM160 85H161V83H160ZM224 85H225V83H224ZM239 85V84H238ZM258 85V84H257ZM256 85V86H257ZM54 86V85H53ZM83 86V85H82ZM97 87H98V85H96ZM99 86H100V84H99ZM128 86V85H127ZM174 86V85H173ZM215 86V85H214ZM230 86V87H229ZM259 86H260V84H259ZM259 86H257V89L254 91V95H255V99H253V101H255L256 103H257V105H259V104H261L260 102L261 101H264V92L262 91V90H260L259 89ZM52 87V86H51ZM88 87V86H87ZM90 88H91V86H89ZM88 87V88H89ZM105 87V86H104ZM119 87V86H118ZM194 87V86H193ZM196 87V86H195ZM224 87V86H223ZM19 88V87H18ZM53 88V87H52ZM214 88V87H213ZM212 88V89H213ZM233 88V87H232ZM241 88V87H240ZM244 88V87H243ZM48 89V88H47ZM96 89H98V88H96ZM100 89H101V87H100ZM151 89V88H150ZM154 89V88H153ZM195 89V88H194ZM193 89V90H194ZM220 89V88H219ZM250 89V88H249ZM249 89H246V90H249ZM262 89V88H261ZM1 90V89H0ZM50 90V89H49ZM108 90V89H107ZM156 90V89H155ZM214 90V89H213ZM224 90V89H223ZM51 91V90H50ZM49 91V92H50ZM152 91V90H151ZM186 91H187V95L188 96H186L185 94H186ZM196 91V90H195ZM208 91H210V90H208ZM220 90H218V88L216 89V90H214V91H210L212 94H211V100H212V102L215 104V103H218L219 104V106H218V110H217V112L215 113V119H216V121L218 122V124L219 125H221V127L223 128V130H226L227 128H228V126H229V124L231 123V122H233V121H235V119L237 118V116H238V113H239V109H242V107H243V105H244V102L241 100V99H239V98H237V97H224L223 96V94L221 93V91L219 92ZM16 92H17V90H16ZM17 92V93H18ZM95 92V91H94ZM97 92V91H96ZM95 92V93H96ZM104 92V91H103ZM132 92V93H131ZM239 92V91H238ZM51 93H53V92H51ZM56 94H57V92H55ZM94 93V94H95ZM100 93V92H99ZM144 93V92H143ZM209 93V92H208ZM241 93V92H240ZM245 93V92H244ZM246 93H247V91H246ZM1 94V93H0ZM19 94V93H18ZM17 94V95H18ZM93 94V95H94ZM136 94V93H135ZM195 94V93H194ZM205 94H207V92L205 93ZM233 94V93H232ZM2 95V96H3ZM51 95V94H50ZM103 96H104V93L102 94ZM144 95H145V93H144ZM208 95V94H207ZM206 95V96H207ZM209 95H210V93H209ZM209 95H208V97H209ZM238 95V94H237ZM52 96H53V94H52ZM115 96V95H114ZM202 96H204V95H202ZM228 96V95H227ZM230 96H231V94H230ZM4 97V96H3ZM17 97H19V96H17ZM93 97V96H92ZM107 97V96H106ZM115 97H117V95L115 96ZM114 97V98H115ZM147 97V96H146ZM157 97V96H156ZM199 97H201V95H199ZM20 98V97H19ZM119 98V97H118ZM253 98V97H252ZM5 99V98H4ZM109 99V98H108ZM111 100H112V98H110ZM97 101V103L95 102V106L96 107H94L93 108V113L95 114H91V112L90 111H92L91 110V106H92V104L94 103V101ZM121 100H123V99H121ZM126 100V99H125ZM155 100V99H154ZM177 100V99H176ZM180 100H181V98H180ZM194 100H197V99H194ZM193 100V101H194ZM210 100V99H209ZM2 101H3V99H2ZM110 101V100H109ZM114 102L116 101V100H113ZM118 101V100H117ZM179 101V100H178ZM178 101L176 102V103H178ZM198 101V100H197ZM6 101L4 100V103H5ZM10 102V101H9ZM129 102V101H128ZM220 102H221V105H220ZM251 102V101H250ZM16 103H17V101H16ZM15 103V104H16ZM103 103H105V101L103 102ZM113 103V102H112ZM121 103V102H120ZM144 103V102H143ZM181 103V102H180ZM192 103V102H191ZM127 104V103H126ZM149 104V103H148ZM182 104V103H181ZM184 104V103H183ZM187 103H185V105H186ZM190 104V103H189ZM213 104V105H214ZM6 105H8V104H6ZM22 105V104H21ZM104 105V104H103ZM103 105H102V107H103ZM113 105V104H112ZM115 105H117L118 106V104H115ZM121 105H123V104H121ZM177 105V104H176ZM178 105H179V103H178ZM177 105V106H178ZM209 105H210V103H209ZM212 105V104H211ZM1 106V105H0ZM65 106V105H64ZM68 106V107H69ZM107 106V105H106ZM151 106V105H150ZM250 106V105H249ZM98 107H100L99 105H98ZM176 107V106H175ZM180 107V106H179ZM215 107V106H214ZM9 108V106L7 107V109ZM11 108V107H10ZM10 108H9V110H10ZM17 108V107H16ZM23 108V107H22ZM120 108H123V107H120ZM125 108V107H124ZM210 108V107H209ZM249 108V107H248ZM1 109H3V107L1 108ZM18 109H19V107H18ZM100 109H101V107H100ZM103 109H106L105 107L103 108ZM112 109V108H111ZM114 109H116V110H113V111H117V109H119V108H114ZM178 110H179V108H177ZM184 109V108H183ZM250 109V108H249ZM258 109V108H257ZM13 110V109H12ZM22 110V109H21ZM120 110V109H119ZM118 110V111H119ZM16 111V110H15ZM14 111V112H15ZM19 111L20 110H18L17 112L19 113ZM104 111H106V110H104ZM107 111H108V109H107ZM150 111V112H149ZM175 111V110H174ZM26 112H23V113H26ZM111 112V111H110ZM181 112V111H180ZM195 112V111H194ZM204 112V111H203ZM263 112V111H262ZM1 113V112H0ZM16 113V112H15ZM14 113V114H15ZM68 113H69V111H68ZM114 113V112H113ZM112 113V114H113ZM135 113H137V115H138V113H141L140 115L142 116V117H140V118H136V115H135ZM143 113H145V114H143ZM157 113V114H158ZM198 113V112H197ZM2 114V113H1ZM3 114H4V112H3ZM8 114V113H7ZM10 114H11V112H10ZM20 114V113H19ZM46 114V113H45ZM110 114V113H109ZM153 114V113H152ZM158 114V115H159ZM171 114H173V113H171ZM181 114H182V112H181ZM184 114V113H183ZM204 114V113H203ZM203 114H202V116H203ZM207 114V113H206ZM205 114V115H206ZM26 115H28V114H26ZM25 115V116H26ZM30 115V114H29ZM33 115V114H32ZM35 115V114H34ZM150 115V114H149ZM169 115V114H168ZM175 115V114H174ZM180 115V114H179ZM198 115V114H197ZM4 116H8V115H4ZM3 116V118H1V119H4V118H6V117H4ZM17 116V115H16ZM24 116V117H25ZM44 116V115H43ZM153 116H156V114H154ZM167 116V115H166ZM173 116V115H172ZM181 116V115H180ZM183 116V115H182ZM22 117V116H21ZM23 117V118H24ZM30 117V116H29ZM35 117V116H34ZM33 117V118H34ZM114 117V116H113ZM159 117V116H158ZM157 117V118H158ZM170 117H171V115H170ZM177 117H178V115H177ZM9 118V117H8ZM28 118V117H27ZM26 118V119H27ZM38 118V117H37ZM110 118V117H109ZM153 118V117H152ZM157 118H156V120H157ZM165 118H167V117H165ZM172 118V117H171ZM174 118H176V117H174ZM179 118H181V117H179ZM197 118V117H196ZM243 118V117H242ZM1 119H0V122H1ZM13 119V118H12ZM29 119V118H28ZM35 119V118H34ZM39 119H41V118H39ZM119 119V118H118ZM208 119H209V117H208ZM14 120V119H13ZM30 120H32L33 121V119H30ZM36 121H37V119H35ZM167 120V119H166ZM182 119H180V122H183V120L181 121ZM190 120V119H189ZM195 120V119H194ZM193 120V118H192V121H194ZM214 120V119H213ZM4 121V120H3ZM118 121V120H117ZM147 121V120H146ZM186 121V120H185ZM5 122V121H4ZM7 122H8V120H7ZM39 122V121H38ZM132 122H135V123H137L138 125H136V126H129L128 124H130V123H132ZM155 122V121H154ZM169 122V121H168ZM195 122V121H194ZM194 122H193V124H194ZM26 123V122H25ZM34 123H35V121H34ZM44 123V122H43ZM177 123V122H176ZM179 123V122H178ZM192 123V122H191ZM196 123V122H195ZM198 123V122H197ZM239 123V122H238ZM241 123V122H240ZM0 124H2V123H0ZM7 124V123H6ZM36 124V123H35ZM39 124V123H38ZM37 124V125H38ZM185 124H187V123H185ZM22 125V124H21ZM23 125H24V121H23ZM22 125V126H23ZM27 125V124H26ZM126 125H128V126H126ZM178 125V124H177ZM176 125V126H177ZM184 125V124H183ZM196 125V124H195ZM194 125V126H195ZM8 126H9V124H8ZM28 126V125H27ZM33 126V125H32ZM175 126V125H174ZM180 126H182V124L180 125ZM186 126V125H185ZM185 126H182L183 128L185 127ZM201 126V125H200ZM191 127H193V126H191ZM197 127L199 128V126L197 125ZM237 127V126H236ZM8 128V127H7ZM26 128V127H25ZM24 128V130H26ZM32 128V127H31ZM73 128V129H74ZM101 128H103V129H101ZM190 128V127H189ZM20 129H21V127H20ZM28 129H30L29 127H28ZM185 129H187V128H185ZM184 129V130H185ZM205 129V128H204ZM208 129V128H207ZM3 130V129H2ZM9 130V129H8ZM15 130V129H14ZM18 130V129H17ZM23 130V129H22ZM22 131V132H25V131ZM175 130V129H174ZM182 130V129H181ZM189 130V129H188ZM192 130V129H191ZM194 130H195V128H194ZM199 130H201V129H199ZM219 130V129H218ZM232 130H233V128H232ZM239 130V129H238ZM5 131H6V129H5ZM12 131V130H11ZM21 131V130H20ZM28 131V130H27ZM68 132V135L66 134V135H64L62 132ZM74 131V130H73ZM176 131V130H175ZM183 131V130H182ZM198 131V130H197ZM201 131H204V130H201ZM2 132H4V131H2ZM2 132H0V133H2ZM21 132V133H22ZM174 132V131H173ZM187 132V131H186ZM192 132V131H191ZM229 132V131H228ZM12 133V132H11ZM14 133V132H13ZM18 133V132H17ZM21 133H18V134H21ZM27 133H29V132H27ZM30 133V134H31ZM196 133V132H195ZM213 133V132H212ZM222 133V132H221ZM6 134H7V131H6ZM15 134H16V132H15ZM15 134H14V136H15ZM173 134H175V133H173ZM198 134V133H197ZM205 134V133H204ZM12 135V134H11ZM29 135V134H28ZM74 135V134H73ZM182 135V134H181ZM203 135V134H202ZM218 135V134H217ZM226 135V134H225ZM7 135H5V136H3V137H5V138H8V137H6ZM13 136V135H12ZM20 136V135H19ZM22 136V135H21ZM26 136V135H25ZM25 136H23L24 138H25ZM32 136V135H31ZM206 136H207V134H206ZM212 136H214V134H212ZM223 136H224V134H223ZM23 137H21V138H23ZM28 137V136H27ZM209 137V136H208ZM226 137H228V136H226ZM17 138V137H16ZM33 138V137H32ZM38 138V137H37ZM213 138V137H212ZM214 138H217L216 137V135H215V137ZM229 138V137H228ZM9 139H11V137H9ZM19 139H20V137H18L17 138V140H18V142L20 143V141H19ZM170 139V138H169ZM180 139V138H179ZM2 140H3V138H2ZM14 140H15V138H14ZM30 140V139H29ZM70 140V139H69ZM73 140V139H72ZM168 140V139H167ZM10 141V140H9ZM11 141H12V139H11ZM10 141V142H11ZM27 141V140H26ZM38 141H39V139H38ZM230 141V140H229ZM4 142V141H3ZM9 142V143H10ZM17 142V141H16ZM15 142V143H16ZM72 142V141H71ZM82 142V141H81ZM183 142V141H182ZM182 142L180 141V142H178V143H181L182 144ZM187 142V141H186ZM0 143H1V145L0 146H2V142L0 141ZM13 143V142H12ZM23 143H24V140H23ZM45 143V144H44ZM68 143V142H67ZM167 143H168V141H167ZM172 143V142H171ZM208 144H209V142H207ZM7 144V143H6ZM6 144H5V142H4V144H3V146L5 145V147H6ZM18 144V143H17ZM17 144H14V146L15 145H17ZM21 144H22V139H21ZM20 144V145H21ZM30 144H29V146H30ZM41 144V143H40ZM203 144V143H202ZM211 144V143H210ZM230 144V143H229ZM22 145H24L25 146V144H22ZM21 145V147L20 148H22L23 146ZM206 146H207V144H205ZM212 145V144H211ZM211 145H209L207 148L205 147V146H203V147H205L206 149H207V151H206V153L205 152H201V153H205V154H201V156H198L197 157V155H196V158L195 159H191V160H188V158L190 157L189 155H188V158H186V161H183V163H182V161H180V159L179 160H177L176 159V161H179L176 165H175V171H177V173L175 172V174L176 175H179V177H180V175L181 174H186L187 172H185V173H183L184 171H186L187 169H190V171H189V173H190V178L193 176L192 174H194V176L196 177V175L200 178V177H205V181L206 180H208V179H206V176H202L203 175V173L205 174V173H208L209 171H211L212 170V168L213 167H216V166H213V161H214V157H212L211 158V156L213 155V154H215L214 152L215 151H218L219 149H213L212 148V146ZM2 146V147H3ZM13 146V145H12ZM162 146V145H161ZM175 146V145H174ZM200 146H201V144H200ZM216 146V145H215ZM215 146H213V147H215ZM222 146V145H221ZM2 147H0V148H2ZM8 147H10V146H8ZM7 147V148H8ZM41 146H39V148H40ZM50 147V146H49ZM60 147H61V145H60ZM68 147H70L71 148V146H70V143H69V145H68ZM179 147H180V145H179ZM202 147V146H201ZM203 147L201 148V149H203ZM217 147V146H216ZM215 147V148H216ZM220 147V146H219ZM223 147H224V145H223ZM222 147V148H223ZM230 147V146H229ZM12 149L11 150H13L14 148H15V150H16V147H11ZM26 148H28V147H26ZM42 148V147H41ZM54 148V147H53ZM63 148V147H62ZM181 148V147H180ZM180 148H178V149H180ZM183 148V147H182ZM218 148V147H217ZM221 148V147H220ZM221 148V149H222ZM231 148V147H230ZM4 149V148H3ZM23 149H25V147L23 148ZM22 149V150H23ZM44 149H46V148H44ZM49 149V148H48ZM56 149V148H55ZM68 149V148H67ZM174 149H176V146L174 147ZM174 149H172L173 151H174ZM187 149V148H186ZM200 149V148H199ZM198 149V150H199ZM220 149V150H221ZM225 149V148H224ZM227 150H228V148H226ZM1 150V149H0ZM15 150H13V151H15ZM19 150V149H18ZM43 150V149H42ZM41 150V151H42ZM47 150V149H46ZM59 150V149H58ZM64 150V149H63ZM170 149H168V151H169ZM171 150V151H172ZM177 150V149H176ZM197 150V151H198ZM232 150V149H231ZM234 150V149H233ZM3 151V150H2ZM4 151H6V150H4ZM13 151L12 152H10V153H13ZM29 151V150H28ZM32 150H30V152H31ZM36 151H37V149H36ZM35 151V152H36ZM61 151H62V149H61ZM68 151V150H67ZM167 151V152H168ZM172 151V152H173ZM178 151H182V150H178ZM196 151V152H197ZM19 152V151H18ZM25 152V151H24ZM35 152H33V153H35ZM39 152V151H38ZM38 152H36V153H38ZM46 152V151H45ZM47 152H49V151H47ZM64 152V151H63ZM200 152H198V154L200 153ZM219 152H221V151H219ZM219 152H216V154L218 153L219 154ZM223 152H226L225 150L223 151ZM234 152V151H233ZM232 152V153H233ZM244 152V151H243ZM1 153V152H0ZM21 153V152H20ZM36 153H35V155H36ZM42 152H40V154H41ZM50 153V152H49ZM53 153V152H52ZM51 153V154H52ZM65 153V152H64ZM69 153V152H68ZM67 153V154H68ZM170 153V152H169ZM174 153V152H173ZM182 153V152H181ZM195 153V152H194ZM229 153V152H228ZM250 153V152H249ZM15 154V153H14ZM18 154V153H17ZM24 154H26V153H24ZM43 154H45L44 152H43ZM46 154H48V153H46ZM57 154V153H56ZM178 154V153H177ZM177 154H176V156H177ZM180 154V153H179ZM178 154V155H179ZM215 154V155H216ZM221 154H224V153H220V155H219V159H218V155L216 156L217 157V159L218 160H220V157H221ZM236 154H237V152H236ZM50 155V154H49ZM170 155H174V154H170ZM183 155V154H182ZM182 155L181 156H179V157H182ZM184 155H185V153H184ZM183 155V156H184ZM211 155V156H210ZM226 155H228V154H226ZM242 155H245L246 156V154H242ZM13 156V155H12ZM27 156V155H26ZM28 156H30V155H28ZM42 156H45V155H42L41 154V157ZM192 156H193V154H192ZM191 156V157H192ZM214 156V155H213ZM224 156V155H223ZM223 156L221 157V158H223ZM230 156V154L228 155V157ZM232 156V155H231ZM239 156V155H238ZM166 157V158H165ZM168 157H169V155H168ZM178 157V158H179ZM190 157V158H191ZM195 157V156H194ZM194 157H192V158H194ZM215 157V158H216ZM227 157V156H226ZM233 158H234V156H232ZM232 157H230V158H232ZM14 158V157H13ZM16 158V157H15ZM61 158V157H60ZM171 159L173 158V157H170ZM176 157H174V159H175ZM210 158L212 159V160H210ZM225 158V157H224ZM248 158V157H247ZM247 158H242V160H244V164H243V166L245 165V160H247ZM6 159V158H5ZM27 159V158H26ZM38 159H40V157H38L37 159H36V161L38 162ZM44 161L40 164V166L42 167V166H45V168L46 167H49L50 168V163H51V160H50V157L49 156H47L45 159L44 158H42ZM167 159V160H166ZM171 160L172 162L173 161H175V160ZM216 159V160H217ZM226 159V158H225ZM238 159V158H237ZM237 159H235V161L237 162L236 164L237 165H235L234 163V165L237 167L238 165H239V163H238V161H237ZM263 159V158H262ZM182 160V159H181ZM184 160H185V158H184ZM217 160V161H218ZM255 160V159H254ZM14 161V160H13ZM18 161V160H17ZM23 161V160H22ZM27 161V160H26ZM29 161V160H28ZM30 161H31V159H30ZM33 161H35L34 159H33ZM41 161V160H40ZM39 161V162H40ZM171 161H168V162H171ZM224 162H225V160H223ZM229 161V160H228ZM239 161H241V159H239ZM249 161V160H248ZM256 161V160H255ZM255 161L253 162L252 161V164L253 163H255ZM262 161V160H261ZM261 161H260V163H261ZM19 162V161H18ZM37 162H36V164H37ZM38 162V163H39ZM220 162H222V159L219 161V163ZM230 162V161H229ZM19 163H21V162H19ZM29 163V162H28ZM33 163H35V162H33ZM32 163V164H33ZM127 163H128V161H127ZM126 163V164H127ZM223 163V162H222ZM230 163H232V160H231V162ZM262 163H263V161H262ZM261 163V164H262ZM23 164L25 165V167H28V166H32V164L31 165H28V166H26L27 165V163L25 164V161H23ZM30 164V163H29ZM217 164H218V162H217ZM227 164H228V162H227ZM232 164V165H233ZM242 164V163H241ZM247 164H249L248 162H247ZM246 164V165H247ZM21 165V167L23 166L22 165V163L20 164ZM34 165V164H33ZM128 165H129V163H128ZM131 165V164H130ZM170 165H171V163H170ZM221 165V164H220ZM220 165H218L219 166V168H220ZM223 166H224V163L222 164ZM231 165V164H230ZM229 164L227 165V166H229V168L227 169L228 171L230 170V168L232 169V167H235L234 165L232 166H230ZM13 166V165H12ZM35 166V165H34ZM173 166V165H172ZM213 166V167H212ZM222 166V167H223ZM262 166H263V164H262ZM14 167V166H13ZM13 167H11V169L13 168ZM15 167H18L16 164H15ZM25 167H24V169H25ZM124 167H126V165L124 166ZM124 167H123V169H124ZM127 167H129V166H127ZM133 167V166H132ZM131 167V168H132ZM189 167H191V168H189ZM221 167V168H222ZM23 168V167H22ZM32 167H30V170H26L25 169V171H20V170H18V169H20V168H18L17 170H13L12 169V172H10V174H7V177H5L4 179H3V181L4 180H6L5 181V183H7L6 184V188H7V192H4V193H7V195H10V196H12L13 197V194H15L16 192H17V190L20 188H34L35 186L33 185V184H36L37 183V185L39 184V186H42V183L40 182V178L38 177L39 175H38V173H36V171H34L33 169H36L35 167H33L32 169H31ZM38 168V167H37ZM40 168V167H39ZM43 168V167H42ZM142 168V167H141ZM169 168H170V166H169ZM172 168V167H171ZM170 168V169H171ZM217 168V167H216ZM215 168V169H216ZM219 168H218V172H219ZM223 168H225V167H223ZM227 168V167H226ZM243 168V167H242ZM247 168V167H246ZM246 168H245V170H246ZM10 169V168H9ZM28 169H29V167H28ZM48 169V168H47ZM122 169V170H123ZM133 169V168H132ZM131 169V170H132ZM170 169H166V172H168L169 173V171H167V170H170ZM214 169V168H213ZM234 169V168H233ZM251 169V170H250ZM249 170H247V171H251L252 172V168H250ZM34 172H33V171ZM50 170V169H49ZM127 170V171H126ZM136 170V169H135ZM223 170V169H222ZM221 170V171H222ZM241 170V169H240ZM261 170H262V168H261ZM261 170L259 171V172H261ZM11 171V170H10ZM54 170H52V172H53ZM139 171V170H138ZM172 171V170H171ZM234 171V170H233ZM55 172V171H54ZM54 172H53V174L52 175H56V173L54 174ZM230 172V171H229ZM242 172H245L244 170L243 171H241V173ZM37 175H36V174ZM81 173V172H80ZM212 173H214V172H212ZM211 173V174H212ZM216 173V172H215ZM239 173V172H238ZM241 173H239V175L238 176H229V177H226L225 179H224V181H223V184L222 185H219L218 184V186L217 185H211L208 189H209V193H210V195L212 196V194H211V192H214L215 191V189H219L221 192H222V190H227L228 188H230V187H232V186H234L236 183H238L240 180H239V177L240 176H242V174ZM264 173V172H263ZM5 174V173H4ZM42 174V173H41ZM40 174V175H41ZM152 174V173H151ZM167 174V173H166ZM209 174V173H208ZM208 174H207V178H209L208 177ZM210 174V175H211ZM217 174V173H216ZM227 174H229V173H227ZM227 174H225V175H227ZM237 174V173H236ZM235 173L233 174V175H236ZM241 174V175H240ZM247 176H246V175ZM244 175L246 176L245 178H247L248 176H250V173L248 174V172L247 173H245ZM259 174H261V173H259ZM3 175V174H2ZM42 175H44V174H42ZM168 175V174H167ZM175 175V176H176ZM189 175V174H188ZM232 175V174H231ZM217 176V175H216ZM216 176H214V177H216ZM218 176H219V174H218ZM221 176V175H220ZM219 176V178H224L225 176H222V177H220ZM41 177V176H40ZM43 177V176H42ZM41 177V178H42ZM52 177V176H51ZM153 177V176H152ZM174 177V176H173ZM178 177V178H179ZM189 177V176H188ZM194 177V178H195ZM212 177V176H211ZM243 177V176H242ZM261 177V176H260ZM259 177V178H260ZM53 178V177H52ZM185 179V177L183 176L182 178H181V180L182 179ZM186 178H187V176H186ZM190 178H189V180H190ZM193 178V177H192ZM191 178V179H192ZM197 178V177H196ZM217 178V177H216ZM218 178V179H219ZM256 178V177H255ZM254 178V179H255ZM262 178H264V177H261V179ZM2 179V178H1ZM0 179V180H1ZM51 179V178H50ZM49 179V180H50ZM152 179V178H151ZM150 179V180H151ZM184 179H183V181H184ZM198 179V178H197ZM196 179V182H194V183H198L197 181H199V180H197ZM252 180L253 182L254 181H256V180ZM54 180H55V177H54ZM86 180V179H85ZM91 180V181H92ZM153 180V179H152ZM180 180V179H179ZM185 180H187L188 181V179H185ZM194 180V179H193ZM192 180V181H193ZM203 179H201V181H202ZM212 180H213V178H212ZM211 180V181H212ZM215 180H217V179H215ZM220 180V179H219ZM218 180V181H219ZM42 181V180H41ZM48 181V180H47ZM52 181V180H51ZM59 181V180H58ZM204 181V182H205ZM210 181V180H209ZM208 181V182H209ZM43 182V181H42ZM56 182V181H55ZM152 181H150V183H151ZM189 182V181H188ZM214 183H219V182H215V181H213ZM241 182V181H240ZM243 182V181H242ZM21 183V185H18V184H20ZM45 183V182H44ZM46 183H48V182H46ZM184 183V182H183ZM185 183H186V181H185ZM184 183V184H185ZM191 184H192V182H190ZM189 183V184H190ZM209 183H211V182H209ZM208 183V184H209ZM221 183V182H220ZM61 184H63V183H61ZM67 184H69L68 182H67ZM188 184V183H187ZM186 184V185H187ZM188 184V185H189ZM202 184V183H201ZM204 184V183H203ZM254 184V183H253ZM33 185V186H32ZM46 185H48V184H46ZM45 185V186H46ZM66 185V184H65ZM198 185V184H197ZM237 185V184H236ZM241 185V184H240ZM3 186V185H2ZM22 186V187H21ZM62 186H64V185H62ZM67 186V185H66ZM81 186L82 185H80V187H78L79 189H77V188H74V189H76V191H77V193L76 194H80V190H82V189H80L81 188ZM84 186V189H85V187H86V189H87V186H85V184L83 185ZM83 186H82V188H83ZM90 186H91V184H90ZM196 186V185H195ZM200 186V185H199ZM255 186V185H254ZM43 187H44V185H43ZM75 187H77V186H75ZM184 187V186H183ZM204 187H206L205 185H204ZM3 188H4V186H3ZM59 188H60V186L58 185V184H55L54 182L53 183H50L49 184V187L48 188H42V189H45V190H47V189H49V200L47 201L48 202V208H45V209H47V211H45L46 212V214H47V217L48 218H46V220L47 219H50V220H57V221H61V219H71L72 218V220L70 221V222H72L73 223V229L75 228V231L74 232H70V230L72 229V227H71V229L69 230V229H67L66 231H67V233L65 232H63V233H58L57 231H59L60 232V230H57L56 231V229L54 230V232H51V231H53L52 229H51V231L49 232V230L47 231H42V232H38L37 233V237H36V239H37V243L38 244H41L42 245V247L45 249V251L46 250H48V249H50V247L55 243H57V247L59 248V246L61 245V243H63V242H65L66 241V244H68L67 243V241H70L69 243H71V241H74L75 242V246L76 245H78V244H76V242H80L79 241V239H81L80 237L81 236H83L84 235V237H88L89 239H90V241L92 240L93 242H95V241H97L99 238H100V235H101V231L103 230V226H98V227H95V226H91V225H94V224H89L88 223V220L86 219V217L88 216L87 215V210H88V208H89V203L87 204V199H81V198H78L77 197V195H75L74 196V194H75V191H74V194H73V196H72V198H70L69 200H64V199H62L64 196H63V194H61V195H59ZM66 188V187H65ZM68 188H70V187H67L66 188V190L68 189ZM96 188V187H95ZM182 188V187H181ZM187 188H189V187H186V189ZM199 188V187H198ZM201 188H203V187H201ZM238 188V187H237ZM5 189V188H4ZM23 189H22V191H23ZM36 189H37V187H36ZM39 189H40V187H39ZM72 189V188H71ZM71 189H70V192H71ZM85 189V190H86ZM97 189V188H96ZM153 189V188H152ZM175 189V191H176V188L174 187L173 188V190ZM190 189V188H189ZM189 189H187V190H189ZM193 189V188H192ZM204 189V188H203ZM207 189V190H208ZM245 189V188H244ZM25 190V189H24ZM28 190V189H27ZM35 190V189H34ZM62 190V189H61ZM178 190V189H177ZM184 190H185V188H184ZM183 190V191H184ZM194 191H195V193H197V192H199V189H197V188H195V189H193ZM206 190V189H205ZM207 190H206V192H207ZM251 190H252V188H251ZM1 191V190H0ZM30 191V190H29ZM28 191V192H29ZM39 191V190H38ZM37 191V192H38ZM44 191V190H43ZM63 191H65L64 189H63ZM86 191H89V190H86ZM91 191V190H90ZM203 191V190H202ZM202 191H200L201 192V194H202ZM219 191V192H220ZM247 191V190H246ZM253 191V190H252ZM260 191V190H259ZM19 192V191H18ZM24 192V191H23ZM33 192V190H31V193ZM40 192H42L41 190H40ZM62 192V191H61ZM66 192V191H65ZM92 192V191H91ZM97 192V191H96ZM173 192V191H172ZM177 192V191H176ZM190 192H191V190H190ZM189 192V193H190ZM235 192V191H234ZM21 193V192H20ZM30 193V194H31ZM39 193V192H38ZM46 193H48V191L46 192ZM93 193V192H92ZM184 193V192H183ZM189 193H187V194H189ZM194 192H192L191 194H193ZM218 193V192H217ZM229 193V192H228ZM227 193V194H228ZM246 193V192H245ZM249 193V192H248ZM1 194H3L2 192H1ZM0 194V195H1ZM25 194V193H24ZM37 194V193H36ZM43 194H44V192H43ZM71 194V193H70ZM69 194V195H70ZM98 194V195H99ZM174 194V193H173ZM177 194H180V193H178L177 192ZM204 194H205V192H204ZM204 194H202V195H204ZM252 194V193H251ZM27 195V194H26ZM46 195V194H45ZM65 197H68L69 195H67V193H65ZM83 195V193L81 192V196ZM85 195V194H84ZM89 195V194H88ZM92 195V194H91ZM97 195V194H96ZM208 196H209V194H207ZM242 195H244V194H242ZM246 195V194H245ZM18 196V195H17ZM20 196V195H19ZM38 196V195H37ZM59 196H63L62 198H60ZM80 195H79V197H81ZM100 196V195H99ZM177 196V195H176ZM175 196V197H176ZM216 196H218V195H216ZM234 196V195H233ZM240 196V195H239ZM263 196V195H262ZM3 197V196H2ZM26 197V196H25ZM93 197H94V193H93ZM97 197V196H96ZM189 197V196H188ZM227 197V196H226ZM248 197H249V195H248ZM261 197V196H260ZM259 197V198H260ZM10 197L8 196V198H7V201H10V200H8ZM15 198V197H14ZM36 198H38V197H36ZM87 198V197H86ZM95 198V197H94ZM94 198H92V201H93V199ZM200 198V197H199ZM204 198H206V195H205V197ZM210 198V197H209ZM257 198V197H256ZM258 198V199H259ZM11 199V198H10ZM13 199V198H12ZM11 199V200H12ZM16 199V198H15ZM27 199V198H26ZM48 199V198H47ZM89 199V198H88ZM105 199V200H106ZM135 199V198H134ZM207 199V198H206ZM227 199V198H226ZM262 199V198H261ZM5 200H6V198H5ZM35 200V199H34ZM44 200V199H43ZM105 200H104V202H105ZM108 200V199H107ZM219 200H220V198H219ZM246 200V199H245ZM252 200V199H251ZM264 200V198L262 199V201ZM13 201V200H12ZM24 201H25V199H24ZM35 201H37V199L35 200ZM172 200L171 199H165V200H162V202H160L159 204H158V206L157 207H155V210L154 211H151L148 215H147V217H145V220H144V223H143V225L141 226V227H143L142 228V232H143V234H145L146 236V238L148 237V238H154L155 240H159L161 237H163V234H164V230L166 229H168V232H169V242H168V245L166 246V248L164 249V257H165V261L167 260V262L169 263V264H194L195 263V261L197 260V261H206L208 258H209V255H210V251L209 250H207V249H203L202 247H201V243L203 242V241H205V239H204V237L205 236H207V233H209V232H212L213 230H217V231H221L222 229H223V227L225 226V224H226V220L225 219H223V217H221L220 216V213H216V212H213V213H209L208 215L206 214V211H205V207L203 208L202 206H203V204H197V205H195V206H191L190 208H188V210L187 211H185V209L183 210V211H185V212H183V214L181 215V217L180 218H178V219H175L174 217H173V219H171V221H168L170 218H168L169 217V212L171 211V206H170V204L172 203L171 202ZM188 201V200H187ZM232 201V200H231ZM247 201V200H246ZM257 201V200H256ZM261 201V202H262ZM11 202V201H10ZM46 202V203H47ZM94 202H95V200H94ZM107 202V201H106ZM136 202V201H135ZM182 202V201H181ZM185 202V201H184ZM257 202H259V201H257ZM8 203V202H7ZM20 203V202H19ZM37 203V202H36ZM138 203H140V202H138ZM222 203V202H221ZM263 203V202H262ZM262 203H261V205H262ZM124 204V205H123ZM128 204V203H127ZM2 205V204H1ZM5 205V204H4ZM12 205H14V204H12ZM95 205H96V203H95ZM174 205V204H173ZM223 205V204H222ZM251 204H249L248 206H250ZM252 205H254V204H252ZM252 205H251V207H252ZM260 205V206H261ZM11 206V205H10ZM115 206V207H116ZM126 206V205H125ZM136 206H137V204H136ZM141 206H142V204H141ZM248 206H246L245 208H248ZM47 207V206H46ZM113 207V206H112ZM138 207V206H137ZM185 207V206H184ZM16 208V207H15ZM129 208V207H128ZM140 208V207H139ZM186 208V207H185ZM253 208V207H252ZM251 208V209H252ZM6 209V208H5ZM138 209V208H137ZM253 209H255V208H253ZM258 209V208H257ZM14 210V209H13ZM40 210V209H39ZM38 210V211H39ZM91 210H93V208L91 209ZM128 210V209H127ZM179 210V209H178ZM256 210V209H255ZM264 210V208L261 210V211H263ZM140 211V210H139ZM250 211V210H249ZM252 211V210H251ZM260 211V210H259ZM260 211V212H261ZM40 212H42L41 210H40ZM96 212V211H95ZM122 212H123V210H122ZM125 212V211H124ZM181 213H182V210L180 211ZM256 212V211H255ZM1 213V212H0ZM94 213V212H93ZM180 213V214H181ZM253 213V212H252ZM257 213H259V212H257ZM262 213V212H261ZM264 213V212H263ZM262 213V214H263ZM147 214V213H146ZM170 214H172V213H170ZM256 214V213H255ZM254 214V215H255ZM90 215H93V214H90ZM89 215V216H90ZM175 215V214H174ZM238 215V214H237ZM254 215H252V216H254ZM261 215V214H260ZM259 215V216H260ZM40 216V215H39ZM44 216V215H43ZM42 216V217H43ZM88 216V217H89ZM171 216V215H170ZM258 216V215H257ZM259 216L257 217V220H258V218H259ZM46 217V216H45ZM91 217V216H90ZM261 217V216H260ZM94 218V217H93ZM255 219H256V216L254 217ZM60 219V220H59ZM104 219V218H103ZM50 220H49V224H50ZM62 220V221H63ZM66 220V221H67ZM68 220V221H69ZM143 220V219H142ZM246 220V219H245ZM248 220H252V217L250 218V219H247V221ZM259 220H260V218H259ZM48 221V220H47ZM65 221V220H64ZM67 221V222H68ZM5 222V221H4ZM66 222V223H67ZM243 222V221H242ZM249 222H251V221H249ZM252 222H254V219H253V221ZM257 222V221H256ZM1 223H3V222H1ZM53 223V222H52ZM59 223V222H58ZM62 223V222H61ZM98 223H100V222H98ZM247 223V222H246ZM45 224V223H44ZM235 224V223H234ZM237 224H239V223H237ZM241 224V223H240ZM243 225H244V223H242ZM241 224V225H242ZM1 225H3V224H1ZM52 225H54V223L52 224ZM69 225V224H68ZM96 225H98V224H96ZM240 225V226H241ZM248 225V224H247ZM246 225V226H247ZM55 226H56V223H55ZM70 226H72V225H70ZM110 226V225H109ZM139 226V227H140ZM223 226V227H222ZM238 226V225H237ZM245 226V225H244ZM60 227V226H59ZM262 227V226H261ZM260 227V228H261ZM44 228H46V227H44ZM57 228V227H56ZM68 228H70V227H68ZM109 228V227H108ZM243 228H245V227H243ZM264 228V227H263ZM262 228V229H263ZM36 229V228H35ZM59 229V228H58ZM107 229H104L102 232L104 233L105 231H106ZM110 231H112V229H109ZM224 230V229H223ZM257 230V229H256ZM256 230H255V232H256ZM30 231H31V229H30ZM30 231H18V232H16V233H18V235L19 234H21V237H22V234H25V233H29ZM40 231V230H39ZM56 231V232H55ZM69 231V232H68ZM229 231V230H228ZM233 231V230H232ZM262 231V230H261ZM11 232H13V231H11ZM36 232V231H35ZM118 232V231H117ZM28 233H27V237H28ZM112 233H113V231H112ZM114 233H116V232H114ZM250 233V232H249ZM258 233V232H257ZM7 234V233H6ZM30 234H33L32 232L30 233ZM105 234V233H104ZM106 234H110L109 232L108 233H106ZM117 234V233H116ZM219 234V233H218ZM4 235V234H3ZM8 235V234H7ZM11 235H13V234H11ZM17 234L15 235V236H18ZM118 235V234H117ZM134 235V234H133ZM9 236V235H8ZM113 236H115V235H113ZM121 236V235H120ZM124 236V235H123ZM209 236H210V234H209ZM248 236H253V235H248ZM11 237V236H10ZM9 237V238H10ZM30 237V236H29ZM107 237H109V235H106V237H105V235H104V238L106 239ZM261 237V236H260ZM17 238V237H16ZM32 238V237H31ZM35 238V237H34ZM83 238V237H82ZM104 238H101L102 240L104 239ZM120 238V237H119ZM127 238V237H126ZM130 238V237H129ZM210 238V237H209ZM223 238V237H222ZM232 238V237H231ZM246 238V237H245ZM247 238H249V237H247ZM11 239V238H10ZM10 239H8V242H9V240ZM15 239V238H14ZM19 239V238H18ZM24 239V238H23ZM22 239V240H23ZM109 239V238H108ZM107 239V240H108ZM123 239V238H122ZM135 239V238H134ZM140 239H141V237H140ZM249 239H251V238H249ZM253 239V238H252ZM263 239V238H262ZM262 239L260 238L259 239V241L261 240L262 241ZM2 240H4L3 238H2ZM17 240V239H16ZM30 240V239H29ZM32 240V239H31ZM83 240V239H82ZM112 240V238H111V235H110V240L109 241H111ZM114 240V239H113ZM117 240V239H116ZM114 241L113 243H117V244H115V245H113L112 246V249H111V251H112V254H113V256H112V254L111 253H106V254H111V258H113L114 257V255H116V257L119 255V256H122V257H130V258H132L131 256H129L128 254H134V253H136V254H138V252H135L136 251V249L135 248H131V249H127V247H124L123 246V240H122V243H121V241ZM127 240V239H126ZM142 240V239H141ZM210 240H211V238H210ZM219 240V239H218ZM246 240V239H245ZM248 240V239H247ZM19 241L21 242V238L19 239ZM27 242H28V240H26ZM85 241V240H84ZM83 241V242H84ZM88 241V240H87ZM86 241V245H87V242ZM91 241V242H92ZM222 241V240H221ZM250 241V240H249ZM259 241H258V244H259ZM260 241V242H261ZM11 242V241H10ZM16 242V241H15ZM25 242V241H24ZM61 242V243H60ZM98 242H100V244H102V243H104V241H102V243H101V241H98ZM105 242H106V240H105ZM118 242H120L121 244H118ZM128 242V241H127ZM143 242V241H142ZM141 242V243H142ZM147 242V241H146ZM154 243H155V241H153ZM206 242V241H205ZM214 242V241H213ZM230 242V241H229ZM228 242V243H229ZM238 242V241H237ZM243 242H244V240H243ZM12 243V242H11ZM29 243V242H28ZM36 243V244H37ZM58 243H60V245L58 244ZM73 243V242H72ZM81 243V242H80ZM79 243V244H80ZM85 243V242H84ZM90 243V242H89ZM88 243V244H89ZM96 243V242H95ZM112 243V244H113ZM124 243H125V241H124ZM149 243V242H148ZM215 243H217V242H215ZM219 243V242H218ZM226 243V242H225ZM251 243V242H250ZM6 244V243H5ZM8 244V243H7ZM19 244V243H18ZM30 244V243H29ZM36 244H34V245H36ZM65 244V243H64ZM63 244V245H64ZM65 244V245H66ZM92 244V243H91ZM94 244V243H93ZM97 244L99 245V243H96V244H94L95 246H97ZM153 244V243H152ZM209 244V243H208ZM231 244V243H230ZM234 244V243H233ZM236 244V243H235ZM21 245V244H20ZM25 245H27V244H25ZM24 245V246H25ZM59 245V246H58ZM63 245H62V247H63ZM70 245V244H69ZM74 245V244H73ZM84 246V248H86L87 249V246L85 247V244H80V245H78V246ZM110 245V244H109ZM120 245H122V246H120ZM143 245H145V244H143ZM147 245V244H146ZM145 245V246H146ZM155 245V244H154ZM207 245V244H206ZM212 245V244H211ZM220 245V244H219ZM237 245H238V243H237ZM15 246V245H14ZM17 246V245H16ZM15 246V247H16ZM33 246V245H32ZM37 246V245H36ZM70 246H72V245H70ZM81 246V247H82ZM89 246V245H88ZM144 246V247H145ZM149 246V245H148ZM222 246H223V243H222ZM235 246V245H234ZM247 246V245H246ZM250 246V245H249ZM258 246V245H257ZM1 247V246H0ZM7 247V246H6ZM29 247V246H28ZM39 247V246H38ZM56 247V246H55ZM128 247H129V245H128ZM132 247V246H131ZM147 247V246H146ZM149 247H151V246H149ZM259 247V246H258ZM9 248V247H8ZM22 248H23V246H22ZM54 248V247H53ZM76 248H78V247H76ZM75 248V249H76ZM80 248V247H79ZM130 248V247H129ZM136 248H138V247H136ZM247 248V247H246ZM7 249V248H6ZM16 249V248H15ZM14 249V250H15ZM24 249H25V247H24ZM40 249V248H39ZM63 249V248H62ZM67 249V248H66ZM92 249V248H91ZM94 249V251L96 250L95 248H93ZM92 249V250H93ZM108 249V248H107ZM145 249H147V248H145ZM151 249V248H150ZM234 248H232V250H233ZM237 249H238V247H237ZM253 249V248H252ZM252 249L250 250V251H252ZM257 249V248H256ZM21 250V249H20ZM27 250V249H26ZM35 250V249H34ZM41 250V249H40ZM39 250V251H40ZM53 250V249H52ZM59 250H61L60 248H59ZM63 250H65V249H63ZM81 250V249H80ZM91 250V251H92ZM141 250V249H140ZM214 250H216L215 248H214ZM221 250V249H220ZM231 250V251H232ZM245 250V249H244ZM2 251V250H1ZM17 251V250H16ZM21 251H23V250H21ZM38 251V250H37ZM43 251V250H42ZM56 251V250H55ZM62 251V250H61ZM4 252H5V250H4ZM20 252V251H19ZM18 252V253H19ZM25 252V251H24ZM28 252V251H27ZM33 252V251H32ZM54 252V251H53ZM82 252H84V251H82ZM93 252V251H92ZM98 252V251H97ZM109 252H110V250H109ZM214 252V251H213ZM254 252V251H253ZM18 253H16V254H18ZM21 253V252H20ZM42 253V252H41ZM71 253V252H70ZM94 253V252H93ZM93 253H91L90 252V254H89V252H88V255L86 256V258L87 259H94L93 257H94V255L96 254L97 255V253L95 252V254H93ZM23 254V253H22ZM25 254H27V253H25ZM62 254V253H61ZM72 254H73V252H72ZM139 254L140 255H143L142 253H140L139 252ZM196 254V255H195ZM217 254V253H216ZM219 254V253H218ZM220 254H221V251H220ZM248 254V253H247ZM20 255V254H19ZM70 255V254H69ZM75 255V254H74ZM95 255V257H98L100 254H98V256H96ZM102 255H104L103 253H102ZM213 255H215V254H213ZM222 255V254H221ZM250 255V254H249ZM248 255V256H249ZM13 256V255H12ZM22 256V255H21ZM27 256V255H26ZM38 256V255H37ZM40 256V255H39ZM59 256V255H58ZM76 256V255H75ZM84 256V255H83ZM105 256V255H104ZM103 256V257H104ZM108 255H106V257H107ZM138 256V255H137ZM145 256V255H144ZM144 256H142V257H144ZM194 256H196V258H194ZM217 255H215L214 257H216ZM218 256H220V255H218ZM218 256H217V258H218ZM224 256V255H223ZM233 256V255H232ZM246 256V255H245ZM247 256V257H248ZM10 257V256H9ZM71 257V256H70ZM77 257V256H76ZM101 257V256H100ZM109 257V256H108ZM221 257V256H220ZM225 257V256H224ZM22 258V257H21ZM51 258V257H50ZM57 258V257H56ZM99 258V257H98ZM141 258V257H140ZM139 258V259H140ZM145 258H146V256H145ZM144 258V259H145ZM222 258V257H221ZM246 258V257H245ZM65 259V258H64ZM63 259V260H64ZM86 259V260H87ZM97 259V258H96ZM115 259V258H114ZM133 259H134V257H133ZM164 259V258H163ZM225 259V258H224ZM227 259V258H226ZM235 259V258H234ZM247 259V258H246ZM21 260V259H20ZM55 260V259H54ZM53 260V261H54ZM82 260V259H81ZM99 260H100V258H99ZM107 260V259H106ZM135 260V259H134ZM147 259H145V261H146ZM162 260V259H161ZM213 260V259H212ZM218 260H220V259H218ZM76 261V260H75ZM91 261V260H90ZM96 261V260H95ZM94 261V262H95ZM143 261V260H142ZM141 261V262H142ZM201 261V262H202ZM214 261V260H213ZM221 261V260H220ZM227 261H229V259H227ZM234 261V260H233ZM44 262V261H43ZM64 262V261H63ZM74 262V261H73ZM77 262V261H76ZM93 262V261H92ZM140 261H139V263H141ZM164 262V261H163ZM208 262V261H207ZM217 262H219V261H217ZM232 262V261H231ZM26 263V262H25ZM101 263H103V262H101ZM198 263V262H197ZM216 263V262H215ZM221 263V262H220ZM241 263V262H240ZM242 263H244V262H242ZM241 263V264H242ZM35 264V263H34ZM86 264H88V262L86 263ZM93 264V263H92ZM146 264V263H145ZM150 264H153V262H150ZM204 264V263H203ZM244 264H264V240H263V243H261V248H260V250L258 251V252H256V253H254V254H252V256L250 255V257L248 258V260H246V262L244 263Z\"/></svg>",
    "mask_w": 264,
    "mask_h": 264
}]
</instances>
